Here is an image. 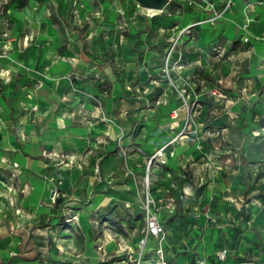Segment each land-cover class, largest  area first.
Masks as SVG:
<instances>
[{
	"label": "rangeland",
	"instance_id": "rangeland-1",
	"mask_svg": "<svg viewBox=\"0 0 264 264\" xmlns=\"http://www.w3.org/2000/svg\"><path fill=\"white\" fill-rule=\"evenodd\" d=\"M0 40L9 83L26 71L23 60L8 57L13 50L56 47L68 60L47 114L69 118L77 138L97 122L120 133L97 140L99 164L91 160L88 171L81 155L59 154L53 214L39 221L53 227L56 264H134L150 199L171 264L190 254L194 263L264 264V0H170L161 10L137 0H0ZM49 61L38 64L41 80ZM13 100L0 97V116L9 117L0 150L18 139ZM84 143L77 139L74 150ZM167 144L182 150L176 159L151 160ZM1 160V180L20 191L18 166ZM127 178L133 187L118 185ZM99 184L113 199L94 195Z\"/></svg>",
	"mask_w": 264,
	"mask_h": 264
},
{
	"label": "crops",
	"instance_id": "crops-1",
	"mask_svg": "<svg viewBox=\"0 0 264 264\" xmlns=\"http://www.w3.org/2000/svg\"><path fill=\"white\" fill-rule=\"evenodd\" d=\"M3 42L5 41L0 40V45ZM37 43L40 46V42L37 41ZM48 43L51 42L48 41ZM34 48L37 49V46ZM36 49L29 53H23L17 49L9 52V58L23 60V66L26 68V71L17 75V78L13 79L11 83L8 82L10 80L2 72L4 63L2 62L3 56L0 55V97H14L13 101L17 107H20L21 112L18 118L13 121V125L17 128L14 138H18L15 143L9 142L14 145L13 150H0V166L3 167L0 171L7 165L1 159H7L10 164L15 162L18 166L16 170L22 173L19 176L20 191L9 190L8 184L0 178V264H56L53 260L57 258V254L51 252L56 246L53 227L49 222L46 226L41 227L39 221L40 219L49 220L50 215L53 214L51 198L54 181H51V178H55L53 174L56 171V164L60 163L61 160L59 154L64 152L68 153L69 156L71 154L81 155L82 159L79 158L81 171H88L91 160L94 162V168L95 164H99L97 163V155L101 150H95L93 147L94 144L98 143L97 140L104 138L118 140L120 135L110 123L97 122L91 124V128L79 130V138L85 140L84 148L83 150H74L73 143L77 142L79 138H77V132L75 133L72 126H69L71 124L69 118L47 114L48 105L55 104L54 99L60 97L56 91L58 75L62 73V69H68L71 65L67 59L60 57L56 47H50L49 50L44 51ZM69 58H73V55ZM51 59L53 60L51 61ZM41 60H50L46 66L47 76L43 80L39 79V70L37 69ZM7 65L14 69L13 65ZM86 65L89 66V63L86 62ZM94 66L97 67V64ZM89 69L90 71L94 70V68ZM25 73L26 76H24ZM29 73L35 79L25 83L22 80L27 78ZM23 111L24 113H22ZM0 119L2 125L0 135L4 139L1 144L4 143L5 145L9 137V132H6L5 129L8 127L9 117L3 115L0 116ZM89 122L91 121L89 120ZM122 122L126 123L125 121ZM129 140L130 136H127L122 142L127 144L126 141ZM68 148H72V150H67ZM132 151L110 150L111 154L118 156L121 154L131 156ZM173 151L172 155L171 149L165 152L169 165L182 150ZM107 165L108 160L106 162L105 159L103 162L104 173L106 176H111L112 174L109 173L111 167ZM111 178L112 180L115 179L113 175ZM152 179L153 192L156 193V186H159L161 180L155 172H153ZM87 181L89 182V180ZM134 184L128 178L118 183L119 186L126 187H133ZM97 187L99 191L94 195H102L104 198H108V201L113 199V191L111 193L106 190L105 192L102 191L106 184H99ZM2 203H13V205H9L8 210H3ZM165 246L167 245L165 244ZM168 258L171 263V258L169 256ZM182 262L195 264L191 254L179 260L177 264Z\"/></svg>",
	"mask_w": 264,
	"mask_h": 264
},
{
	"label": "built area",
	"instance_id": "built-area-1",
	"mask_svg": "<svg viewBox=\"0 0 264 264\" xmlns=\"http://www.w3.org/2000/svg\"><path fill=\"white\" fill-rule=\"evenodd\" d=\"M171 114L172 116H178L179 109H173ZM167 147L168 144L163 146L161 150H155L151 160L167 163V157L165 156ZM170 153L172 155L174 151L171 150ZM54 179L52 177L51 181H54ZM151 203L154 205L152 208L150 207ZM164 234L165 225L159 216V210L155 207L154 199H150L144 232L138 243L139 253L136 255L134 264H171L167 255L166 246L163 243ZM219 255L223 259L228 258L230 255L229 248L219 250ZM180 264L190 263L182 262ZM195 264H205V262L198 259Z\"/></svg>",
	"mask_w": 264,
	"mask_h": 264
},
{
	"label": "water",
	"instance_id": "water-1",
	"mask_svg": "<svg viewBox=\"0 0 264 264\" xmlns=\"http://www.w3.org/2000/svg\"><path fill=\"white\" fill-rule=\"evenodd\" d=\"M143 6L150 8H164L170 0H137Z\"/></svg>",
	"mask_w": 264,
	"mask_h": 264
},
{
	"label": "bare ground",
	"instance_id": "bare-ground-1",
	"mask_svg": "<svg viewBox=\"0 0 264 264\" xmlns=\"http://www.w3.org/2000/svg\"><path fill=\"white\" fill-rule=\"evenodd\" d=\"M138 3H139V5L141 6V7H145V6H143L139 1H137ZM146 8H148V9H154V10H161V9H163V8H150V7H146Z\"/></svg>",
	"mask_w": 264,
	"mask_h": 264
}]
</instances>
